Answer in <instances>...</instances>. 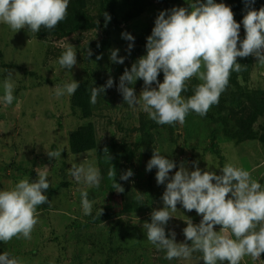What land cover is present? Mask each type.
<instances>
[{
    "label": "rangeland",
    "instance_id": "rangeland-1",
    "mask_svg": "<svg viewBox=\"0 0 264 264\" xmlns=\"http://www.w3.org/2000/svg\"><path fill=\"white\" fill-rule=\"evenodd\" d=\"M152 1L154 4L143 14L124 20L130 9L129 0H116L113 11L119 24L112 26L110 32L93 29L66 37L55 36L50 39L51 43L48 40L52 44L49 47L44 42L46 40L36 33L23 29L16 33L0 24V97L4 94L3 82L10 75L16 98L8 106L0 101V190H11L25 178L34 182L38 179L37 172L41 171L47 172V181L53 188L49 207L44 208V204L37 207L39 223L32 232V238H14L7 244L0 242V254L8 252L22 264H203L199 251L193 252L190 259L167 260L166 252L158 250L146 239L143 224L151 222L153 210L164 207L162 196L166 189V184H157V169L152 184L148 182V160L143 153V134L139 130L144 120H151L148 114L139 106L130 107L124 103L116 86L98 95L93 115L87 119L72 107V95L59 99L55 96L56 85L63 86L73 81H88L94 88L105 85L111 76L118 85L125 68L130 69L133 63L146 55L147 37L151 35L159 13L174 7L191 11V5L196 2ZM215 2L229 6L228 0ZM234 18L241 23L242 40V21L236 15ZM124 32L135 37L130 55L127 48L131 42L122 38ZM69 46L77 53V65L71 70L59 65V58ZM88 49L92 50L91 57H88ZM115 49H119L120 57H126L124 64L110 60L111 50ZM101 55L102 58L97 60ZM253 59L249 79L246 80L240 72L239 82L242 85L247 83L251 89H264V66L258 64L256 57ZM129 86L134 87L139 96L144 82L138 80ZM153 87H156L155 83ZM182 96L187 98L184 94ZM215 119L190 113L183 125L157 124L153 131L155 150L176 162L170 177L182 163L192 171L195 170L194 162L198 161L201 170L214 171L217 175L222 174L221 168L226 163H232L249 171L264 188V143L258 140L237 142L225 133V125L219 118ZM234 120L230 118L229 123L234 124ZM89 121L95 125L98 146L92 151L73 154L69 148V134ZM260 124H264V116L255 127ZM122 143L129 147V153L127 158H116L115 152L120 151ZM105 147L113 157L112 161L106 160ZM56 150L61 151V157L50 159L47 151ZM117 160L122 173L129 169L134 173L128 182L137 196L142 197V208L138 212L120 211L124 198L122 193L112 189L114 181L108 178V171L113 165L117 166ZM88 163L101 173L99 188H88L69 174L72 164ZM82 191H87L88 199L93 202L91 215L83 213ZM101 209L108 217L99 221L95 217ZM177 209L166 226V235L171 238V231H175L176 242L184 243L186 220L199 224L202 217L195 210L186 211L180 204ZM220 229L221 226H215V231ZM187 243L191 245V241ZM241 264H264V254L256 260L245 256Z\"/></svg>",
    "mask_w": 264,
    "mask_h": 264
},
{
    "label": "clouds",
    "instance_id": "clouds-1",
    "mask_svg": "<svg viewBox=\"0 0 264 264\" xmlns=\"http://www.w3.org/2000/svg\"><path fill=\"white\" fill-rule=\"evenodd\" d=\"M70 0H0V24L13 32L26 30L39 33L41 29L53 30L68 15ZM246 5L255 0H245ZM191 11L184 7L163 10L155 19L152 33L147 37L146 55L140 57L131 68H125L115 85L110 76L106 84L91 90V103L97 102L100 93L114 86L122 95L124 103L130 107L139 106L148 117L158 125H183L190 113L204 117L213 105L219 103L221 94L227 89L233 71L242 70L238 58L256 57L258 64L264 66V7L247 11L242 24L245 36L241 40V23L234 12L225 3L196 0ZM105 22L111 20L110 14L104 13ZM122 38L131 43L127 52L134 48L135 37L128 32ZM99 47V45H97ZM93 55L88 49V57ZM97 56V60L101 59ZM126 57L119 56V49L111 50L110 60L124 64ZM63 69L71 70L77 65V53L69 46L59 58ZM163 72V82L158 79ZM201 81L195 86L194 94L184 98L187 82L192 78ZM138 80H143L144 87L139 96L134 87ZM155 83L156 87H153ZM3 96L6 106L16 99L14 85L9 75L3 82ZM79 82L73 81L63 86H55L57 99L73 95ZM106 160L113 157L107 147L104 151ZM50 159H59L61 151H47ZM113 165V164H112ZM195 170L190 171L183 163L176 168V162L153 150L147 162L146 171H156L158 185H165L162 196L164 207L153 210L151 222H145L148 243L158 250L166 252L165 259H190L193 252H201L203 264H241L245 256L253 260L264 254V188L251 177L243 167L226 163L221 168L222 174L201 170L199 162H194ZM38 179L29 182L21 179L11 190H0V242L7 244L11 240H30L32 232L39 223L37 207L49 202L45 192L50 184L47 172H37ZM69 174L77 182L88 188H99L101 173L97 167L88 163L72 164ZM134 175L131 169L123 172L120 179L128 181ZM117 172L113 165L108 171V178L113 180V189L123 193L124 188L116 182ZM81 205L85 215H91L93 202L88 199V192H81ZM137 199H142L138 196ZM180 204L183 208L202 219L194 224L186 220L183 229L184 243L176 242V233L171 231V238L166 235V226L173 218ZM103 209L100 210L101 216ZM221 226L219 232L215 226ZM258 228V230H257ZM230 233V234H229ZM235 237L234 239L232 237ZM191 241V245L187 243ZM0 264H22V261L10 257L8 252L0 254Z\"/></svg>",
    "mask_w": 264,
    "mask_h": 264
},
{
    "label": "trees",
    "instance_id": "trees-1",
    "mask_svg": "<svg viewBox=\"0 0 264 264\" xmlns=\"http://www.w3.org/2000/svg\"><path fill=\"white\" fill-rule=\"evenodd\" d=\"M115 1L116 0H70L67 18L60 22L53 30L47 31L41 29V31L36 34L40 38H43V40H46L44 42L48 43L49 47L52 45L50 44V39L55 36L66 37L76 32L90 31L93 29H102L106 32H110L112 26L119 24L113 11ZM228 2L229 6L240 21L243 20L247 11H259V9L264 7V0H255V3L250 5H246L245 0H228ZM201 3H206V0H201ZM153 4L154 2L152 0H129L128 5L130 6V9L124 16V20L137 18ZM105 12L111 16V20L107 23L105 22L104 17ZM245 34L244 30V36ZM0 54H2L1 48ZM238 62L242 65V70L240 72L244 78L248 80L254 62L253 57L238 58ZM240 72L233 71L231 73L229 84L227 89L221 94L219 103L213 105L211 107L212 110H209L206 116L213 119L219 118L220 122L225 125V133L235 138L237 142L258 140L264 143V124H260V126H258L259 129L255 127V124L260 117L264 116V89H251L247 83L245 85L240 84L238 79ZM158 79L161 83L163 82V72L160 73ZM198 84H200V81L192 79L191 83H187V91L182 94L187 96V98L190 97L194 94L195 86ZM92 89L93 86L88 81H80L78 89L72 95V107L78 110L81 117L85 119L90 118L94 112V104L90 102ZM230 118L235 119L234 124L232 125L229 123ZM154 128H157V123L152 120H144L139 128L143 134L141 146L148 161L153 155V150H155ZM97 146L98 140L96 128L91 121L80 125L69 134V148L73 154L92 151L95 150ZM127 153H129V147L122 143L120 151L115 152V157H126ZM118 161L119 160L115 162L117 163V166L115 167L117 172L116 182L120 183L122 186L124 185V192L122 193L124 200L120 211L123 213L138 212L142 208L141 200L137 199L138 196L135 190L129 186L130 183L128 181L124 182L120 179L122 172L118 166ZM155 170L156 169H153L148 175L149 185L152 184ZM52 192L53 188L50 185L47 190V196L49 199L52 196ZM49 202L44 204V208L49 207ZM106 217L108 216L103 213L101 216L98 215L95 218L96 220L101 221Z\"/></svg>",
    "mask_w": 264,
    "mask_h": 264
}]
</instances>
